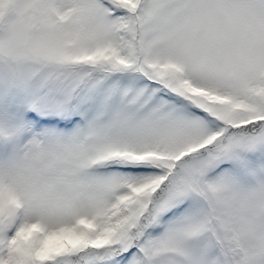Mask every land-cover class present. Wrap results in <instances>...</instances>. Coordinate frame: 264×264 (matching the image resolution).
Here are the masks:
<instances>
[{"label": "snow or ice", "instance_id": "6c2138e0", "mask_svg": "<svg viewBox=\"0 0 264 264\" xmlns=\"http://www.w3.org/2000/svg\"><path fill=\"white\" fill-rule=\"evenodd\" d=\"M0 264H264V0H0Z\"/></svg>", "mask_w": 264, "mask_h": 264}]
</instances>
